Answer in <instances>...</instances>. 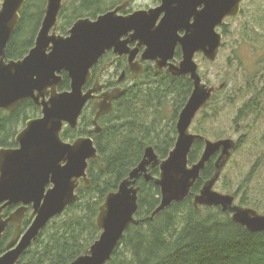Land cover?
I'll list each match as a JSON object with an SVG mask.
<instances>
[{
  "label": "water",
  "instance_id": "95a60500",
  "mask_svg": "<svg viewBox=\"0 0 264 264\" xmlns=\"http://www.w3.org/2000/svg\"><path fill=\"white\" fill-rule=\"evenodd\" d=\"M241 1L161 0L158 10H139L125 17L117 16L118 10H114L100 14L95 20L80 18L67 31V36H62L57 34V24L63 0H46L33 47L23 58L7 60L6 48L26 0H1L0 113H12L20 104L31 100L40 107V117L27 120L15 135L17 148L0 147V204L3 203L0 206V238L8 223L15 227L13 238L6 245L7 251L0 256V264H17L47 223L76 200L80 185L89 187L88 163L100 159L93 141L78 138L71 144L64 143L59 134L64 123L72 128L77 125L85 104L94 98L98 82L94 89L83 93L90 69L107 50H119L121 37L130 30L134 31L133 39L146 46L143 59L170 52L172 59L179 46L181 60L171 65L170 72L173 77L188 76L192 90L177 116L175 142L166 158L160 159L151 146L144 150L139 164L99 206L95 220L100 231L98 238L70 264L108 263L125 231L132 225L153 221L172 204L191 195L195 209L218 207L246 231L264 232V214L241 207L235 204L232 195L214 189L236 149V142L229 138L213 141L190 131L197 114L222 87L205 83L198 74L194 56L201 53L209 62L215 61L222 45V34L217 29L224 25L225 19L239 15ZM160 12L164 17L155 29L153 24ZM180 32L183 35H179ZM170 36L171 48L168 49L163 43ZM62 72L69 77L70 90L58 93ZM118 92L113 90L103 95L104 102L95 105L99 110L96 118L111 110V102L107 100L116 98ZM198 141L203 142V150L199 159L189 164V155ZM215 155L213 175L192 194L193 186ZM149 168H157V176L152 175ZM140 178L159 189L160 200L149 216L137 219V181ZM48 184L51 187L46 190ZM19 203L31 204L33 219L21 236L20 223L25 208L1 220L5 207Z\"/></svg>",
  "mask_w": 264,
  "mask_h": 264
},
{
  "label": "trees",
  "instance_id": "16d2710c",
  "mask_svg": "<svg viewBox=\"0 0 264 264\" xmlns=\"http://www.w3.org/2000/svg\"><path fill=\"white\" fill-rule=\"evenodd\" d=\"M102 3L105 0H76L66 15L68 21L59 25L57 33L64 34L68 28L65 25L72 20L93 19L103 13ZM45 4L46 0H26L6 48L7 60H19L32 48ZM63 13L64 6L59 17ZM68 84L64 75V87ZM191 90L190 80L171 77L157 90L139 89L127 95L114 109L112 119L101 124V133L95 137L100 159L88 164L89 187L77 189L76 200L47 223L17 264H70L84 254L100 234L95 220L105 196L114 192L139 164L148 146L153 147L161 159L172 149L176 138L173 118L185 105ZM171 96L175 101L174 114L171 121H165L161 107L164 103L171 105ZM148 111L153 113L148 115ZM37 113L39 109L31 101L20 104L12 113L1 112L0 147H12L18 128ZM161 120L168 124L163 125ZM195 133L207 136L198 127ZM236 145L237 148L239 143ZM202 149L203 142H196L189 155V164L199 159ZM149 172L158 174L157 168H149ZM213 173L210 162L193 186L192 194L197 193L203 181ZM137 187L135 217L141 219L158 206L160 193L152 182L142 178L137 181ZM2 252L3 246L0 247ZM106 264H264V232L246 231L218 207L195 209L191 195L172 204L153 221L132 225Z\"/></svg>",
  "mask_w": 264,
  "mask_h": 264
},
{
  "label": "rangeland",
  "instance_id": "374dc122",
  "mask_svg": "<svg viewBox=\"0 0 264 264\" xmlns=\"http://www.w3.org/2000/svg\"><path fill=\"white\" fill-rule=\"evenodd\" d=\"M75 1H63L64 13L59 17V25L68 21L66 15ZM119 1L105 0L101 5L103 13ZM151 1L137 0L136 3L148 5ZM75 21L65 28L69 30ZM220 33L222 46L215 61L209 62L204 57L206 61L202 57L195 61L198 74L208 86L222 87L210 105L195 117L190 131L195 133L198 127L213 141L229 138L239 143L214 189L232 195L236 204L264 214V0H242L240 14L225 20ZM173 99L171 96V105L164 103L161 107L165 121L173 118ZM243 111L246 113L239 114ZM177 114L173 118L174 125ZM161 123L168 124L163 120ZM22 129L20 126L17 131Z\"/></svg>",
  "mask_w": 264,
  "mask_h": 264
},
{
  "label": "flooded vegetation",
  "instance_id": "af4514ba",
  "mask_svg": "<svg viewBox=\"0 0 264 264\" xmlns=\"http://www.w3.org/2000/svg\"><path fill=\"white\" fill-rule=\"evenodd\" d=\"M136 1L137 0H121L117 3L111 4L104 13L118 10L116 12L117 16L125 17L133 14V12L135 11L150 10V9L158 10L162 6L161 0H152L148 5H138ZM163 17H164V13L160 12L153 24L155 29H157L161 24ZM58 20H59V16H58ZM58 27L59 24H57V30ZM68 28L66 29L64 34H59V35L67 36ZM217 31L221 32V28L217 29ZM169 32H171V26L169 28ZM133 35H134V31L132 30L128 31L120 39L121 44L119 50L115 48H111L110 50H107L99 58V61L96 64V66L90 69V77L83 88V93L90 91L91 89H94L96 82H98V88L95 92H93L94 98L89 99L85 104L82 113L78 119L77 125L74 128H72L67 123L63 124L59 134L62 142L71 144L78 138H89L93 141V145L96 148L95 137L101 133V124L103 122H107L112 119L114 109L118 106L120 102H123V100L127 95L129 96L130 93L136 92L139 89L146 91L151 89L157 90L162 86V83H164L165 80H171V77L176 79L189 80L188 76L173 77L170 72L171 65H175L179 63L181 60V50L179 46L176 47L172 59H171V52L168 55L167 53L158 54L156 56H153L152 59H143L142 56L144 54L146 46L143 43L141 44L138 40L133 39ZM179 35H183V32H180ZM163 46H167L168 49L171 48V36L169 40L163 43ZM197 57L203 58L201 53H196L194 56V60ZM197 70H198V65H197ZM64 75L68 79L69 82L68 87H64ZM59 76L61 77V82L57 86V92L60 93L64 91H69L70 90L69 77L65 72H62ZM113 90H117L119 92L116 98H113L111 101L107 100V102H111V110L107 114H102L98 118H96V114L99 110L98 108L95 107V105L98 106L99 104L104 102L103 95L110 93ZM221 91H219V93ZM217 92L218 90L214 93V95H216ZM213 97L211 98V100L213 99ZM31 102L33 103V101ZM37 108L39 109V113H37V115L31 119L40 117V107ZM94 122H96L97 125H95ZM97 129L98 131L96 132L95 130ZM204 137L209 139L206 136ZM4 148L15 149L17 148V145L14 142V145L12 147H4ZM215 159H216V155L210 161L212 165ZM217 183L218 181L216 182V184ZM50 187L51 185L48 184L46 186V190H48ZM1 205H3V203L0 204V206ZM22 207L25 208V210L20 223V234H19L20 236L27 230V228L30 226L33 220L31 217V213H32L31 204H28L26 206H24L22 203L10 205L5 207L1 211V220L4 221L8 219L13 213H15L17 209H20ZM241 207H245V206H241ZM245 208H249V207H245ZM14 231H15V227L12 224L8 223L0 238V247L3 246V252L0 253V256L7 251L6 245L13 238Z\"/></svg>",
  "mask_w": 264,
  "mask_h": 264
},
{
  "label": "bare ground",
  "instance_id": "6f19581e",
  "mask_svg": "<svg viewBox=\"0 0 264 264\" xmlns=\"http://www.w3.org/2000/svg\"><path fill=\"white\" fill-rule=\"evenodd\" d=\"M155 219V218H154Z\"/></svg>",
  "mask_w": 264,
  "mask_h": 264
}]
</instances>
